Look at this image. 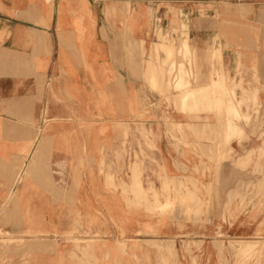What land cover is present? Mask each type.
Instances as JSON below:
<instances>
[{
    "label": "crops",
    "instance_id": "obj_1",
    "mask_svg": "<svg viewBox=\"0 0 264 264\" xmlns=\"http://www.w3.org/2000/svg\"><path fill=\"white\" fill-rule=\"evenodd\" d=\"M180 23L184 35L171 37L187 41L199 89L216 82L215 70L239 118L244 104H251L252 118H264V0H0L1 231L60 249L65 233L88 230L73 220L79 215L91 217L89 230L107 231L111 240V214L119 203L99 174L100 152L110 145L111 123L135 118L138 102L155 105L146 118L155 119L161 138L153 153L157 164L172 175L196 181L202 174L204 182L224 183V196L235 200L229 228L242 236L264 230V205L241 207L242 199L264 198L263 190L233 189L254 177L260 161L256 176H264V145L250 130L236 126L240 133L215 143L202 128L183 135L174 129L164 143L160 85L153 90L144 82L141 54L147 63L160 46L158 33L163 37L165 28L179 29ZM166 114L174 124L188 119L174 109ZM138 214L120 224L126 232L142 229Z\"/></svg>",
    "mask_w": 264,
    "mask_h": 264
},
{
    "label": "rangeland",
    "instance_id": "obj_2",
    "mask_svg": "<svg viewBox=\"0 0 264 264\" xmlns=\"http://www.w3.org/2000/svg\"><path fill=\"white\" fill-rule=\"evenodd\" d=\"M185 30L183 23H180L179 29H173L169 25L164 29L163 37L161 32L158 33L160 46H154L153 54L148 56L147 63L144 61V50L141 54L144 82L153 90H156L157 83L160 85L159 93L163 98L165 111L163 122L168 136L167 139L164 138V143H169L174 138L171 133L174 129L183 135V133H194V128H202L201 132H215L212 136L213 141L221 143L226 138L228 130L230 134H235L234 130H238L236 127L238 126L244 131L250 130L252 137L264 145V118L251 117L253 114L251 104H244V114L239 118L236 104L226 101L229 99L228 94L231 93L223 87V79L217 71L211 72V77L216 82L213 83L211 80L209 87L199 89L201 76L198 70L192 69L195 67V61L192 59L193 55L186 44L187 41L175 40L171 37L178 31L183 36ZM157 47L165 56L163 61L157 55L159 50ZM133 49L138 50L136 45ZM127 57L132 56L127 55ZM214 59L213 57V63ZM131 73L137 74L135 70ZM141 89L142 96L148 99L145 88L141 87ZM181 99L185 103L181 104ZM147 103L138 102L137 106L135 105L136 117L132 120L116 119L111 123L113 134L107 140L110 145L100 152L99 174L105 175L106 180L111 183V192L115 195L114 201L119 203V207L113 210L114 214H111L113 228L111 240H108L107 231L98 228L89 230L95 222L91 217H84L85 219L82 220L83 217L79 215L72 216L73 220L78 223L83 222L88 230L65 233L60 249L44 246L42 242L29 244L24 239L15 238L12 234L0 230V264H264V251H262L264 230H258L251 236H242L236 230L229 228L235 216L233 212L235 200L228 196L229 193L224 196V183L204 182L202 180L205 176L202 174L196 176V181L181 172L172 175L166 166L157 164L153 153L157 148L156 142L161 138L155 133V119L146 118L155 109L154 102ZM172 109L187 116L188 119L180 124H174L171 117L166 114ZM221 119L228 120L226 127L230 125L231 128L225 129L224 133L221 131L220 125L223 122ZM182 138L184 139L181 141L185 142V136ZM247 139L245 136L240 141ZM259 164L261 161L258 162ZM258 165L253 169L254 177L251 180L239 183L237 186L231 184L229 188L233 186L235 189L240 186L244 193L257 189H262L264 192V183H262L264 176L262 175L261 178L256 176L260 174L257 172L259 171L257 168H261ZM26 166L27 164L19 172L20 176L19 174L16 176L14 187L21 180ZM246 167L245 164L244 168ZM188 180L191 183L193 181L192 185ZM185 186L188 192L187 188L184 190ZM190 196L191 198L188 199ZM194 198L197 199L198 207L197 203H193ZM188 200L192 208L190 204L187 205ZM254 201L259 206L257 210L264 205V198L256 200L245 198L241 200V207L253 206ZM182 206L184 211L188 210L185 212H188V217L183 212ZM168 207L172 210L176 207L175 209L178 210H173L174 213L171 210L170 213ZM132 212H139L136 218L137 222L142 221V229L128 233L120 224L130 221L125 218L131 216ZM184 217L188 219L183 220ZM101 222L105 223V218H102ZM221 227H227L226 231L221 230ZM244 242L245 244L247 242L245 246L242 245ZM164 244L172 245V249L169 250ZM236 245H240L237 248L238 252L237 249L235 250ZM244 247L248 252L245 250L246 252L243 253ZM55 254H58L60 259L51 260L49 257Z\"/></svg>",
    "mask_w": 264,
    "mask_h": 264
},
{
    "label": "bare ground",
    "instance_id": "obj_3",
    "mask_svg": "<svg viewBox=\"0 0 264 264\" xmlns=\"http://www.w3.org/2000/svg\"><path fill=\"white\" fill-rule=\"evenodd\" d=\"M190 90H191V89H190ZM185 99H186V98H185ZM180 102H181V104L185 103V101H184L183 99H181ZM200 107H201V106H200ZM219 107H220V106H219ZM219 107H218V108H219ZM230 107H231V106H230ZM232 108H233V107H232ZM229 109H231V108H229ZM191 110H192V109H191ZM206 110H207V109H206ZM221 110H222V109H221ZM212 111H213V110H212ZM228 111H230V110H228ZM199 112H200V110H199ZM208 112H209V111H208ZM224 113H225V112H224ZM213 114H214V113H213ZM223 115H224V114H223ZM227 116H228V114H227ZM216 117H217V116H216ZM225 117H226V115H225ZM229 118H231V117H229ZM221 120H222V119H221ZM224 120H227V119H224ZM222 121H223V120H222ZM227 121H228V120H227ZM227 121H223V122H221V125H220V126H221L222 130H221V129H220V130H221L222 132L230 126V125H229V126L227 125V127H226V123L228 124ZM218 125H219V124H218ZM184 126H185V125H184ZM220 126H219V127H220ZM228 129H231V128L229 127ZM228 129H227V130H228ZM227 130H226V131H227ZM233 130H234V129H233ZM224 132H225V131H224ZM224 132H223V133H224ZM229 132H230V131L228 130L227 134H228ZM234 132H239V131H238V130H234ZM202 133H203V132H202ZM214 133H215V132H214ZM214 133H213V134H214ZM231 133H232V131H231ZM239 133H240V132H239ZM231 135H232V134H231ZM231 135H230V136H231ZM221 136L223 137V135H221ZM214 137H215V136H214ZM227 137H228V135L226 136V138H227ZM218 138H219V137H218ZM213 139H214V138H213ZM229 139H230V138H229ZM217 140H218V139H217ZM215 142H216V141H215ZM216 143H217V142H216ZM214 145H215V144H214ZM197 146H198V145H197ZM216 146H217V145H216ZM209 147H211V146H209ZM202 148H203V147H202ZM213 148H214V147H213ZM199 149H200V148H199ZM217 149H218V147H217ZM208 150H209V149H208ZM214 151H215V150H214ZM220 151H221V150H220ZM220 151H218V152L216 151V152L219 154ZM226 151H227V150H226ZM223 152H224V151H223ZM216 155H217V154H216ZM217 156H219V155H217ZM222 157H223V156H222ZM263 157H264V156H263ZM245 159H246V158H245ZM245 159H244V160H245ZM213 162H214V161H213ZM244 163H245V162H244ZM246 164H247V163H246ZM24 167H25V165H24ZM22 169H23V168H22ZM22 174H23V173H22ZM19 176H20V174H19ZM21 176H22V175H21ZM185 179L187 180L188 178H185ZM188 181H189V180H188ZM189 182H190V181H189ZM182 183H183V182H182ZM182 183H181V184H182ZM192 183H193V181H192ZM192 183L190 182L191 185H192ZM193 185H194V184H193ZM182 186H183V185H182ZM182 186H181V187H182ZM192 187H193V186H192ZM194 187H195V185H194ZM194 187H193V188H194ZM196 187H197V186H196ZM186 188H187V187L185 186V189H184V188H183V189L186 190ZM194 189H195V188H194ZM195 190H196V189H195ZM206 190H207V189H206ZM206 190H205V191H206ZM180 191H181V190H180ZM175 192H176V191H175ZM181 192H182V191H181ZM187 192H188V188H187ZM176 193H177V192H176ZM192 193H193V192H192ZM179 194H180V192H179ZM182 194H183V193H182ZM208 194H209V193H208ZM189 195H191L190 191H189ZM194 195L196 196L195 193H194ZM194 195H193V196H194ZM10 196H12V192H11V195H10ZM176 196H177V195H176ZM178 196H179V195H178ZM182 196H183V195H182ZM196 197H197V196H196ZM10 198H11V197H10ZM138 198H139V197H138ZM166 198H168V197H166ZM190 198H191V196L188 197V199H190ZM192 198H193V197H192ZM197 198H198V197H197ZM169 200H170V199H169ZM171 200H172V199H171ZM171 200H170V201H171ZM195 200H196V201H195ZM189 201H190V200H188V202H189ZM194 202L197 203V199H196V198H194L193 203H194ZM200 203H201V202H200ZM179 204H180V203H179ZM189 204H190V205H189ZM173 205H175V204H173ZM187 205H189V206L191 207V203H190V202H189ZM195 205H196V204H195ZM162 206H164V205H162ZM165 206H166V205H165ZM176 206H177V205H176ZM182 207H183V206H182ZM190 207H189V208H190ZM197 207H198V203H197ZM197 207H196V208H197ZM202 207H203V206H202ZM160 208H161V207H160ZM168 208H169V207H168ZM175 208H176V207H175ZM175 208H174L173 210H175V211L178 210V209H175ZM191 208H192V207H191ZM194 208H195V207H194ZM199 208H200V207H199ZM156 209H157V208H156ZM165 209H166V208H165ZM182 209H183V212H184V213H185L186 211H188V210H185V211H184V207H183ZM182 209H181V210H182ZM160 210H161V209H160ZM167 210H168V209H167ZM167 210H166V211H167ZM171 210H172V208L170 207L168 211H171ZM173 210H172V211H173ZM189 210H190V209H189ZM203 210H204V209H203ZM161 211L163 212L164 210H161ZM172 211H171L170 213H172ZM175 211H173V213H174ZM179 211H180V210H179ZM179 211H178V212H179ZM192 211H193V210H192ZM155 212H156V211H155ZM183 212H181V213H183ZM189 212H190V211H189ZM197 212H198V211H197ZM158 213H159V212L157 211V214H158ZM165 213H166V212H165ZM167 213H169V212H167ZM181 213H180V214H181ZM185 214H187V217H188V215H189L188 212L185 213ZM190 214H191V213H190ZM192 214H195V213H192ZM196 214H197V213H196ZM204 214H205V213H204ZM204 214H202V215H204ZM161 215H162V214H161ZM170 215H171V214H170ZM172 215H173V214H172ZM180 216H181V215H180ZM184 216H185V215H184ZM204 216H205V215H204ZM178 217H179V216H178ZM190 217H191V215H190ZM184 218H185V217H184ZM184 218H183V220L188 219V218H185V219H184ZM191 218H192V217H191ZM194 218H195V217H194ZM199 218H200V215H199ZM173 220H174V218H173ZM197 220L199 221V219H197ZM200 220H201V218H200ZM189 221H191V220H189ZM178 222H179V220H178ZM191 222H193V221H191ZM194 223H195V222H194ZM179 224H180V223H179ZM150 240H151V239H150ZM146 241H149V240H146ZM240 242H241V241H240ZM149 243H150V242H149ZM232 243H233V242H232ZM250 243H251V242H250ZM145 244H146V243H145ZM151 244H153V243H151ZM170 244H171V243H170ZM234 244H235V242H234ZM243 244H244V245H243ZM246 244H247V242H246ZM246 244H245V242L242 243L243 246H245ZM147 245H148V244H147ZM153 245H154V244H153ZM164 245L167 246L166 244H164ZM155 246H156V245H155ZM171 246H172V245H171ZM171 246L169 245V246H167L166 248H168L169 250H171V249H172ZM217 246H218V245H217ZM239 246H240V245H239ZM239 246L236 245L235 250H236ZM152 247H153V246H152ZM160 247H161V246H160ZM219 247H220V246H219ZM232 247H233V246H232ZM251 247H252V246H251ZM241 248H242V247H241ZM232 249H233V248H232ZM242 250H243V249H242ZM245 250H246V249H245V247H244V251H243V253H245L246 251L248 252V250H246V251H245ZM262 251H264V247H263ZM83 252H84V251H83ZM169 252H170V251H169ZM219 252H220V250H219ZM237 252H238V249H237ZM237 252L235 251V253H237ZM239 252H240V251H239ZM232 253H233V252H232ZM243 253H241V255H242ZM237 254H238V253H237ZM237 254H236V255H237Z\"/></svg>",
    "mask_w": 264,
    "mask_h": 264
}]
</instances>
